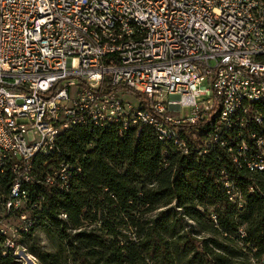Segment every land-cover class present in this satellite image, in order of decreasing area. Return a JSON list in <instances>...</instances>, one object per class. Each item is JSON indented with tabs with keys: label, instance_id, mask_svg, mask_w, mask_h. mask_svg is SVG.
I'll use <instances>...</instances> for the list:
<instances>
[{
	"label": "built area",
	"instance_id": "obj_1",
	"mask_svg": "<svg viewBox=\"0 0 264 264\" xmlns=\"http://www.w3.org/2000/svg\"><path fill=\"white\" fill-rule=\"evenodd\" d=\"M261 101L264 0H0V167L11 162L16 175L0 215L2 256L21 249L4 217L25 204L23 182L47 167L46 185L72 180L63 135L145 123L187 154L174 127L197 126L200 154L216 145L235 162L251 154L248 167L263 171Z\"/></svg>",
	"mask_w": 264,
	"mask_h": 264
},
{
	"label": "trees",
	"instance_id": "obj_2",
	"mask_svg": "<svg viewBox=\"0 0 264 264\" xmlns=\"http://www.w3.org/2000/svg\"><path fill=\"white\" fill-rule=\"evenodd\" d=\"M258 107L264 116V101ZM174 128L187 154L145 123L122 134L113 125L63 135L60 161L74 167L68 187L46 185L48 167L35 169L33 183L21 186L25 204L4 217L20 221L19 248L38 264H264V170L248 167L251 154L235 162L217 145L200 154L192 142L198 127ZM11 166L0 167L2 213L16 178ZM227 184L243 207L230 200ZM37 227L54 239L53 251L28 249ZM19 263L15 250L0 251V264Z\"/></svg>",
	"mask_w": 264,
	"mask_h": 264
},
{
	"label": "rangeland",
	"instance_id": "obj_3",
	"mask_svg": "<svg viewBox=\"0 0 264 264\" xmlns=\"http://www.w3.org/2000/svg\"><path fill=\"white\" fill-rule=\"evenodd\" d=\"M129 99L132 100L133 102H136L134 96L129 97ZM188 113H189V111L187 109H185L180 114H182L183 116H187ZM22 212L25 213V214L30 215V212L27 211L26 209H23ZM177 213H180V212H177ZM0 215L2 216L3 213L0 212ZM183 222H184V224L187 223V225H192V223L189 220H187V219L184 220ZM5 224H7L11 228V227L19 226L20 225V221L16 220V219H9L7 222H5ZM188 228L189 227H187V229ZM26 244L28 246V249L34 247L35 245H37V246L43 247L44 249L53 251L54 245H55V241H54V239L48 237L43 232V230L40 227H37L35 229L32 237H30V238H28L26 240ZM24 247L21 246V249L18 250V252H17V255H18V258H19V262H20L19 264H38L37 260L33 256L27 254L26 250H22Z\"/></svg>",
	"mask_w": 264,
	"mask_h": 264
}]
</instances>
